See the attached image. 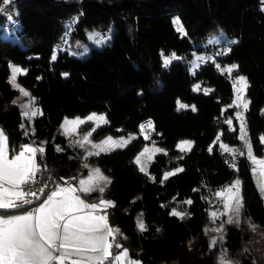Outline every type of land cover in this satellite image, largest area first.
Returning <instances> with one entry per match:
<instances>
[{
	"label": "trees",
	"instance_id": "16d2710c",
	"mask_svg": "<svg viewBox=\"0 0 264 264\" xmlns=\"http://www.w3.org/2000/svg\"><path fill=\"white\" fill-rule=\"evenodd\" d=\"M14 4L24 48H0L4 67L0 72V127L10 147L42 144V167H50L59 184L76 182L87 168L58 126L65 117L104 113L108 123L96 127L92 139L135 137L126 147L96 158L111 180L103 194L115 203L107 211L108 221L138 245L129 248L131 256L141 264H186L179 254L181 246L188 244L196 253L189 264H218L215 256L220 248L236 264H264V243L255 240L251 228L253 224L264 231V195L262 199L246 157L237 156V171L218 146L219 141L228 146L242 143L235 112L228 107L233 100V78L242 75L249 82L246 99L251 101L244 113L248 137L256 156L262 153L264 0H81L79 4L18 0ZM175 16L184 23L187 35L177 30ZM74 19L71 34L75 39L88 43L87 31L113 27L112 41L101 49L91 47L85 58L59 51L51 60L53 48L63 41V25ZM220 30L238 41L232 43L231 52L215 59L221 65H238L233 75L218 73L212 60L194 75L180 61L164 66L162 57L170 53L208 54L210 48L200 43ZM8 51L16 53L27 71L21 75L22 82L43 113L33 117L28 132L21 126L20 107L9 102L15 90L7 83ZM195 82L211 91L194 92ZM177 100L191 102L196 110L178 109ZM229 117L233 128L227 123ZM147 119L154 125L152 136L140 131ZM181 140L192 141L190 152L175 149ZM153 142L166 152L155 154L146 175L134 158ZM178 168L184 171L164 180L165 173ZM234 179L241 182L244 200L240 223L224 224L223 240L210 249L204 228L213 191ZM98 195L94 192L89 198ZM172 211L186 215L181 219ZM141 221L145 231L139 228Z\"/></svg>",
	"mask_w": 264,
	"mask_h": 264
},
{
	"label": "snow or ice",
	"instance_id": "6c2138e0",
	"mask_svg": "<svg viewBox=\"0 0 264 264\" xmlns=\"http://www.w3.org/2000/svg\"><path fill=\"white\" fill-rule=\"evenodd\" d=\"M13 3L14 0H2L0 14L4 13L6 7ZM177 30L183 35H187L179 24ZM232 43H238V41ZM231 50L229 47L227 52H231ZM52 59L55 60L56 57L53 56ZM175 59L177 57L174 54L171 57H166L164 65L168 66ZM238 67V65H233L226 71L231 75L233 71H238ZM11 72V85L29 99V103L22 106L25 109L23 115L29 118L42 115L43 113L39 110H32L35 98L17 82L18 75H26L27 71L13 66ZM64 75L67 76L66 73ZM199 87L197 85L195 90H199ZM234 87L236 91L234 106L243 109L236 113V118L240 121V139L247 149L248 158L253 165H259L260 175L264 177V159H257L252 154L251 141L247 136L244 113L248 111L251 103L246 99L249 82L246 77L239 76L238 79L234 78ZM204 91L205 94H208L210 90L205 89ZM186 107L188 106L179 104L181 109ZM192 110H196L195 106H192ZM87 120L98 124L108 123L105 116H96L95 114L89 116ZM83 123L85 121L79 118L75 120L65 118V131L67 132L66 126L68 125H72L75 130V126ZM228 123L231 125V120ZM145 128L154 130V125L149 121L147 125L141 126V131H144ZM90 135L91 133L84 136L82 141L77 142L79 147L88 144L92 149H95L88 153L89 156H98L101 153L126 147L132 139H135V137H129L127 140H113L109 137L97 144L91 142ZM261 140L264 141V137ZM191 148V142L185 141L180 144L182 151H191ZM161 151L163 150L159 148H145L144 152L135 160V163L140 166V171L148 174L146 168L141 164V157L148 153ZM211 151L212 149L209 148V152ZM227 151L233 159L237 154L245 155L244 152ZM9 152L8 137L3 129H0V264H141L139 260L132 259L129 251L118 242L117 237L120 236V230L109 224L107 210L114 208L115 203L104 199L103 194L111 180L104 176L99 169H93L92 175L87 180H80L79 187L72 186L70 181L54 184L51 189H49L48 183L36 187L39 183L38 174L47 170L46 164L42 168L41 163L37 160L38 153L43 160L45 149L32 145H20L17 150L13 146L11 158ZM232 167L238 171L236 164L233 163ZM183 171V168H178L165 173L163 178L167 180L170 176ZM152 179L155 180L154 177ZM261 191L264 192V182L261 183ZM93 192L99 194L98 203L87 202ZM217 195L221 197L220 203L224 209L219 213L220 217L227 216L228 224H239L240 213L244 207L240 180L237 179L234 184ZM186 203L190 205L192 201L188 200ZM172 215L183 219L186 213L181 214L173 211ZM217 216L218 213L213 211L214 221ZM251 227L254 231L255 226ZM139 228L141 231L146 230L142 221L139 223ZM213 231L223 233L224 228L220 226ZM219 239L222 241L223 236ZM217 242L216 239H213L212 246L215 247ZM114 248L119 251L114 253ZM220 264H232V262L221 256Z\"/></svg>",
	"mask_w": 264,
	"mask_h": 264
},
{
	"label": "rangeland",
	"instance_id": "374dc122",
	"mask_svg": "<svg viewBox=\"0 0 264 264\" xmlns=\"http://www.w3.org/2000/svg\"><path fill=\"white\" fill-rule=\"evenodd\" d=\"M9 7H10V9H9ZM11 8H13V9H11ZM15 8H16L15 4L13 3V5L8 6L6 8L5 13L11 14L12 10H14V12H16ZM12 21H14V17L9 18V20L6 22L7 25L4 26V30L2 29L3 32L0 33V39H1L0 40V48L4 46V48L6 50H8V49L13 50L14 48H16L17 51H19V50L22 51L23 48H24L23 47V41L21 40V35L19 33H18V36H17V31L19 32V30L17 29V25L15 23H13ZM173 21L179 23V26L183 27V25H184V23L179 21L178 17H176V16L174 17ZM11 23H13V24H11ZM63 26H64V29H63V37L64 38H62L63 41H61V44L59 46H56V47L53 48V52H52V55H51V60H53L52 59L53 56H55V57L57 56L59 51H66L70 55H72L74 57H77V58H85V57H87L89 55L91 47H95V48L101 49V48L109 45L110 42L112 41L113 27H110L111 29L109 28L106 32H103V33H92V31H89L88 32V37H89V41L90 42L88 41V43H86L84 41L77 40V39H75L72 36V34H71L72 22L71 21L70 22L67 21ZM2 28H3V26H2ZM2 39H4L3 43L1 42ZM233 41H235L233 37L227 35L224 31L220 30L218 33H214V34L208 36V38L205 41H203V43H200V45L204 46L202 48H210V51H209L208 54H206V52H203V53L193 52V53H191V55H188V56H178V55H176L174 53H170V54L165 55V56L162 57L163 64H164V60H165L166 57H171L174 54L177 57V59L173 60L172 62L180 61L182 63V65L184 66V68L190 73V75H194L195 72L198 71V69L201 68V66L204 63H206L207 61H210V60L213 61L218 73H227L226 69L231 67V66H233V65H235V64H224V65H221L215 59H216L217 56L226 55L228 53L227 49L229 47H231ZM223 53H226V54H223ZM6 56H7V61H8L7 68H8V71H9L8 72L9 74H8V78H7V83L15 90V94L13 95V102H14L15 105L20 107V109H21V111L23 113L25 111V109L22 106L24 104H26V103H29V99L24 97L22 95V93L17 88H14L11 85V83H10L11 75H12L11 69H12L13 66L21 68L20 60L18 59L19 57L16 56V53H13V51H8ZM31 58H35L36 59V58H38V56H33ZM3 68H2V65L0 64V72L2 71ZM233 72L231 73V75H233ZM239 76H242V75H237L234 78L238 79ZM234 78H233V84H232L233 100H232V103H230L228 105V107L229 108H233V110L235 112V117H236V113L243 111V109L242 108H236L234 106L235 103H236V91H235V87H234ZM17 82L19 83V85L22 88L24 87V88H26V91H29V89L22 82L21 75H18ZM197 85L200 86L199 90H195ZM205 89H208V90L211 91L210 87H207V86H205V85H203V84H201L199 82L193 83L192 87H191V90H193L196 93H198V92L205 93V91H204ZM179 104L187 105L188 107H186V109H188V108L192 109V106H193V104L191 102L187 103V102H182L180 100H177L176 101V107L178 109H180L179 108ZM99 114H101V113L99 112ZM229 120H231V122H232L231 125L228 123ZM227 123L229 124V126L231 128H233V119L232 118H230V117L227 118ZM238 124H239V128H240V121L239 120H238ZM246 128H247V125H246ZM94 130H95V128H94ZM94 130H92V132ZM219 136H220V133L218 132V134L216 135V141L219 139ZM247 136H248V129H247ZM109 137H111L113 140H122V139L123 140H127V139H129V137H132V136L130 134L122 135V136H118V137L106 136L105 139H107ZM238 137L240 139V133L238 134ZM82 139H83V137H80L78 140H76L75 143H77L78 141H82ZM105 139H103V141ZM185 141H188V142L192 143V141H190V140H181V141H179L177 143V146H176L175 149L178 150V151H181V152H187V153L190 152L188 150L182 151L180 149V144L182 142H185ZM260 142H261V146H262V153L260 154V156H256V154L253 151L252 145H251L252 154L257 159H264V141H262L260 139ZM99 143H101V142H99ZM99 143H97V144H99ZM26 145H29V144H26ZM218 146H219V148L222 151H224V153L227 156V160H228V162L231 165L235 162L237 156H241V155L237 154L235 159H233V157L229 154V152L227 150H235L237 153H239V152H244L245 153L244 156L246 157V159L249 162V166H250V169H251V173H252L253 179L255 181V184H256L258 190L261 193V198L263 199V195H264L263 193L264 192L261 191V183L264 182V177H262L260 175V167H259V165H253L252 161L248 158L247 149H246L243 141H242L241 145L239 144L237 146H228V145L223 144V143H221L219 141ZM145 148H148V149H153V148L162 149L161 147H159L154 142L150 143V144H146L141 149V151L137 154V156L134 158V161L136 160V158L138 156H140V154L142 152H144ZM83 149H84L85 153H87V154L90 151H93L91 146L88 145V144L84 145ZM117 149H119V148H117ZM162 150L163 151H161V152H166L165 149H162ZM157 153H160V152L148 153V154H145L143 157H141V164H143V166L146 168V170H147L148 163L154 158L155 154H157ZM149 156H151V159H149ZM138 167L140 169L139 165H138ZM254 168H255V171H254ZM236 180L237 179H234L230 183L225 184V185H223V186H221V187H219V188H217V189H215L213 191V197H212V200L210 201V207H209V209L207 211V220H206V225H205V228H204L205 232L208 234L209 239H210V249L213 248V246H212L213 239H216L219 242L220 241L219 238L221 236H223V233H219V232L213 231V229H215L217 227H220V226L223 227L224 224H227L226 221L228 219L227 216H224V217L221 218L220 215H219V213L223 212L224 209H223V207H222V205L220 203L221 197H219L217 194L222 192L223 190L227 189L230 185L234 184ZM103 198L107 200V198L105 196ZM213 211H216L218 213V216H217V218H215V221L213 220V217H212V212ZM177 213H180V212H177ZM139 223H138V225H139ZM254 226H255V230L253 231V235H254L255 240L258 243H261V242L264 243V231L262 229H260L259 227H257L256 225H254ZM124 245H126V244H123V246ZM225 254H226L225 250L220 248L219 252L215 256V259H216L218 264H220L221 256H224L226 259L230 260L232 262V264H236L235 260L229 259V257H227Z\"/></svg>",
	"mask_w": 264,
	"mask_h": 264
},
{
	"label": "crops",
	"instance_id": "0c3cea01",
	"mask_svg": "<svg viewBox=\"0 0 264 264\" xmlns=\"http://www.w3.org/2000/svg\"><path fill=\"white\" fill-rule=\"evenodd\" d=\"M13 5V4H12ZM9 6H11V5H9ZM9 9H10V7H9ZM11 9H13V8H11ZM15 10H16V12H14V10H12V13L11 14H7V13H2V14H0V24H2V26H3V30H4V26H6L7 25V21L9 20V18H11V17H14V21H12L13 23H15L16 25H17V29L19 30V24H18V22H17V18H16V16H17V9L15 8ZM75 20L76 19H74V20H72L71 22L72 23H74L75 22ZM13 23H11V24H13ZM3 30H2V32H3ZM88 32L89 31H87L86 32V37H87V39H88V41H89V37H88ZM104 32H106V31H104ZM71 33H72V29H71ZM92 33H103V32H99V31H92ZM17 36H18V31H17ZM3 41H4V39H2V43H3ZM90 42V41H89ZM4 47V46H3ZM7 78H8V76H7ZM23 89H25L26 90V88H24L23 87ZM32 96V95H31ZM32 97H34V96H32ZM35 98V97H34ZM11 104H14V102H13V97L10 99V101H9ZM15 105V104H14ZM21 110V109H20ZM33 110H39L40 112H42V110H41V108L40 107H38V106H36L35 104H34V107H33ZM20 114H21V119H22V123H21V126L23 127V129L25 130V132H28V131H31L32 130V127H31V120L33 119V117L32 118H29V117H25L24 115H23V113H22V111L20 112ZM93 114H95L96 116H105V114L104 113H101V114H99V113H96V112H94V111H91V112H89L87 115H85V116H75V117H65V118H67V119H69V120H75L76 118H79V119H81V120H83V121H85V123H83V125L82 124H80V125H77V126H75V130H73V126L72 125H68V126H66L67 127V132L65 131V126H64V120H65V118H63L62 119V121L60 122V124H59V126H58V129L60 130V132L68 139V143L70 144V146H72L74 149H77L76 151H77V155H78V157L82 160V162H83V164H84V166L85 165H87V172H86V174L85 175H83V176H81L76 182H70L71 184H72V186H74V187H79V181L80 180H87L91 175H92V170L93 169H99L100 171H101V173H103V175L104 176H106V177H108L109 179H110V177L106 174V173H104L102 170H101V168L98 166V164H97V161H96V158L99 156H96V155H92V156H89L87 153H85V151H84V149H83V147H79V146H77V143H75L76 142V140H78L80 137H84V136H86V135H88L89 133H92V130L94 129V128H96V127H98L99 125H103V124H98L97 122H93V121H88L87 120V118L89 117V116H91V115H93ZM88 124V125H87ZM84 125H87L86 127H84V128H82V126H84ZM0 129H2L1 127H0ZM4 131V130H3ZM76 131V132H75ZM5 132V131H4ZM6 134V133H5ZM106 136H110V135H106ZM106 136H104V137H102V138H100V139H97V140H94V139H92V137H91V135H90V140H91V142H93V143H99V142H102L103 141V139H105V137ZM132 136V135H131ZM26 144H29V145H33L34 147H43L44 148V146L42 145V144H36V143H32V142H25V143H23L22 145H26ZM13 147H10V145H9V150H10V152H9V155H10V158H11V155H12V152H11V149H12ZM16 149L17 150H19V147H16ZM93 151H95V149H93ZM102 154V153H101ZM39 157H40V154L38 153L37 154V160H38V162H40V160H39ZM41 163V162H40ZM43 164L41 163V166H42ZM108 187V186H107ZM94 193V192H93ZM176 196L177 195H175L173 198H174V200H176L177 198H176ZM104 197V196H103ZM106 197V196H105ZM107 198V197H106ZM107 200H109V201H112L111 199H109V198H107ZM87 202H97L98 203V199L96 198V197H92V198H89L88 197V199H87ZM113 202V201H112ZM108 211V210H107ZM173 212V211H172ZM110 224V223H109ZM113 228H118L119 230H120V237H122V239H124L125 238V240L123 241H120V243L123 245V244H126V245H124L123 246V248L124 249H127L128 251H129V248H132V249H137L138 248V245H137V243L132 239V237H130V236H128L123 230H121V228L120 227H117V226H115V225H111ZM117 251H119V250H117ZM116 251V252H117ZM129 254H130V252H129ZM131 256V255H130ZM196 256V253L193 251V249H191L189 246H188V244H183L182 246H181V250H180V254H179V259L180 260H182V261H184L186 264H189V263H191L192 261H194V257ZM131 258L132 259H136V258H134L133 256H131ZM136 260H138V259H136Z\"/></svg>",
	"mask_w": 264,
	"mask_h": 264
},
{
	"label": "built area",
	"instance_id": "2783aa9c",
	"mask_svg": "<svg viewBox=\"0 0 264 264\" xmlns=\"http://www.w3.org/2000/svg\"><path fill=\"white\" fill-rule=\"evenodd\" d=\"M17 1L18 0H14V3ZM52 1H55L58 3H65V4H79L81 2V0H52ZM0 5H2V0H0ZM149 121H151V120L147 119L140 124V126H139L140 131H141V126L147 125V123ZM141 133H143L146 136H152L154 134V130L145 128V130L141 131ZM49 177H51V179H49ZM37 179H38L39 183L36 185V187H40L43 183H48L49 188H51L54 186V184L59 183L58 177L56 176L55 172L50 167H47L46 171H42V173L38 174ZM118 242L120 243L119 239H118ZM113 251L115 253L117 251V249L114 248Z\"/></svg>",
	"mask_w": 264,
	"mask_h": 264
},
{
	"label": "clouds",
	"instance_id": "9594fccd",
	"mask_svg": "<svg viewBox=\"0 0 264 264\" xmlns=\"http://www.w3.org/2000/svg\"><path fill=\"white\" fill-rule=\"evenodd\" d=\"M73 24V23H72ZM72 29V28H71Z\"/></svg>",
	"mask_w": 264,
	"mask_h": 264
}]
</instances>
